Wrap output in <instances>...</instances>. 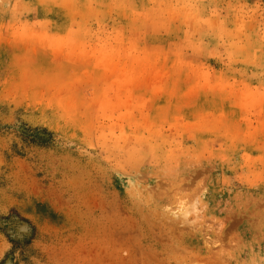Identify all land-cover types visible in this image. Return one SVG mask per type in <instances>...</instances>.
<instances>
[{
    "label": "rangeland",
    "instance_id": "rangeland-1",
    "mask_svg": "<svg viewBox=\"0 0 264 264\" xmlns=\"http://www.w3.org/2000/svg\"><path fill=\"white\" fill-rule=\"evenodd\" d=\"M0 264H264V0H0Z\"/></svg>",
    "mask_w": 264,
    "mask_h": 264
}]
</instances>
